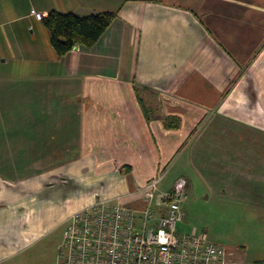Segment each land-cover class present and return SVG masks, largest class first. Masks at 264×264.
Returning a JSON list of instances; mask_svg holds the SVG:
<instances>
[{"label":"crops","instance_id":"obj_1","mask_svg":"<svg viewBox=\"0 0 264 264\" xmlns=\"http://www.w3.org/2000/svg\"><path fill=\"white\" fill-rule=\"evenodd\" d=\"M50 11L115 18L57 57L34 16ZM18 62L41 71L0 70V264L97 199L139 208L156 175L183 178L189 205L264 212V0H0V68Z\"/></svg>","mask_w":264,"mask_h":264},{"label":"built area","instance_id":"obj_2","mask_svg":"<svg viewBox=\"0 0 264 264\" xmlns=\"http://www.w3.org/2000/svg\"><path fill=\"white\" fill-rule=\"evenodd\" d=\"M160 179L156 175L136 188L139 208L97 199L72 213L64 221L57 264H225L223 247L177 230L184 218L185 180L161 190Z\"/></svg>","mask_w":264,"mask_h":264},{"label":"rangeland","instance_id":"obj_3","mask_svg":"<svg viewBox=\"0 0 264 264\" xmlns=\"http://www.w3.org/2000/svg\"><path fill=\"white\" fill-rule=\"evenodd\" d=\"M12 53L19 57V52L14 51ZM27 57L28 55L23 56L25 59ZM18 63L11 64V67L5 69L4 66H1L0 70L1 72L14 73L12 70L16 66L18 68L20 66L21 69L15 74L19 72L37 74L41 71L36 64L30 65L24 70L22 65H29L30 63ZM49 68L47 66V71ZM190 201L191 199L185 201L187 202L185 209L188 211L183 222L178 225V231L190 233L194 229L195 233L201 234L211 243L223 246L227 250H235V248L236 250H245L248 255H252L256 250H264V212L257 213L252 208L251 214L245 207L219 208L212 202L200 204L199 201H194L189 205ZM62 230L47 235L41 242V245H44V253L28 264H54V250L61 240Z\"/></svg>","mask_w":264,"mask_h":264},{"label":"trees","instance_id":"obj_4","mask_svg":"<svg viewBox=\"0 0 264 264\" xmlns=\"http://www.w3.org/2000/svg\"><path fill=\"white\" fill-rule=\"evenodd\" d=\"M114 18L112 12L78 16L50 11L40 20L48 30L49 43L55 55L61 57L76 46L92 47Z\"/></svg>","mask_w":264,"mask_h":264}]
</instances>
